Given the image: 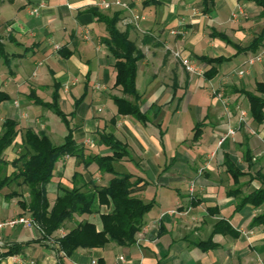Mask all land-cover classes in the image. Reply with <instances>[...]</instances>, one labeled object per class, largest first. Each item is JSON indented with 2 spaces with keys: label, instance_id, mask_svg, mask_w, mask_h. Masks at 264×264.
Listing matches in <instances>:
<instances>
[{
  "label": "crops",
  "instance_id": "crops-1",
  "mask_svg": "<svg viewBox=\"0 0 264 264\" xmlns=\"http://www.w3.org/2000/svg\"><path fill=\"white\" fill-rule=\"evenodd\" d=\"M99 1L6 0L0 6V11L7 12L6 18L0 17V36L8 60L6 64L0 61L4 69L0 91L10 98L0 104V126L11 119L21 129L46 134L51 142L61 140L60 145L65 127L57 134L50 126L53 113L34 104L36 98L50 103L59 85L60 109L73 107L65 114L76 144L87 154L106 155L109 152L97 133L112 134L128 150L126 158L114 163L116 172L140 179L134 194L144 202L153 201V206L129 246L110 243L77 249L70 255L58 250L57 240L82 221L102 230L100 215L110 207L97 200L91 215L73 217L47 238L36 228L1 230L0 253L11 245L18 252L0 264H264V227L253 221L264 212V204L240 206V198L228 194L235 185L224 175L223 164L228 155L247 173L238 182L241 194L260 187L259 181L249 179L257 172L264 177V123L252 121L242 92L262 97L256 84L264 86V61L248 66L246 60L253 54L239 53L236 47H247L264 28L261 9L249 0H122L129 10L105 11L97 6ZM33 9H38L37 15H30ZM93 10L107 16L119 12L117 30L127 33L142 55L135 84L140 110L148 119L144 124L117 115L111 98L122 95L114 88V59L101 44L106 30ZM133 15L142 17L136 26ZM213 32L224 35L231 45ZM263 50L264 42L256 53ZM175 54L190 59L203 73L210 66L199 57L227 61L217 66L214 78L206 80L186 72ZM80 88L86 97L75 109L74 101L81 97L75 93ZM240 111L247 114L241 126ZM202 121L194 139L193 128ZM228 129H235L234 136L219 145ZM188 131L193 135L190 138ZM20 144L18 136L4 152L5 161L17 157ZM117 164L127 172L119 171ZM12 171L9 165L6 173ZM74 174L80 179H73ZM111 179L95 164L83 167L65 157L56 164L46 186L48 200L54 202L61 188L71 189L73 184L104 187ZM11 191L0 192V220L28 217L19 206L29 200L27 192L9 198Z\"/></svg>",
  "mask_w": 264,
  "mask_h": 264
},
{
  "label": "trees",
  "instance_id": "trees-1",
  "mask_svg": "<svg viewBox=\"0 0 264 264\" xmlns=\"http://www.w3.org/2000/svg\"><path fill=\"white\" fill-rule=\"evenodd\" d=\"M254 2L260 9V18L264 19V0H249ZM97 21L105 26L106 35L102 37L101 44L114 59L115 81L114 88L118 89L122 97L111 98L116 107L118 116H130L140 123L147 122V116L140 110V95L136 89L137 62L142 58L134 42L129 39L127 33H120L116 24L119 21L120 13L115 12L110 16L97 13L93 10ZM213 36L221 39L226 44L231 42L222 34L212 33ZM3 38L0 36V61L6 64L7 55ZM264 28L258 36L245 48H238L239 53L251 52L255 54L263 46ZM197 60L210 66L203 73L206 80H211L217 74V66L227 59L199 57ZM8 66V63H7ZM59 85H55L51 93V102L44 103L40 99H34V104L45 107L59 118L66 129V136L60 145H54L49 137L33 129H21L17 121L5 119L0 126V192L3 189L12 190L9 198L18 197L21 192H27L29 200L21 201L20 208L27 212L35 225L42 233L43 238L52 236L54 232L61 229L64 224L75 216H88L93 213V205L97 200L100 205L109 206L107 213L100 215L102 230L96 231L95 225L82 221L68 233L59 238L58 250L65 255H70L77 249L103 248L107 244L114 243L118 246H129L134 244L136 234L144 225L143 218L153 206V201L144 202L134 194V189L140 183V179L134 178L131 174L118 173L114 163L127 157L128 150L124 144L118 141L112 134L105 131L97 133L98 141L106 147L108 154L92 155L87 154L85 148L76 144L73 139V128L66 114L58 105ZM256 92L261 96L243 91L249 103L250 117L257 124L264 123V86L256 84ZM125 97H130L128 100ZM85 98L81 96L74 101L75 109ZM9 96L0 91V104L9 101ZM72 113L71 115H73ZM203 122L197 123L193 128V138H198ZM21 136L20 151L17 157L11 162L4 159V152L14 144L16 138ZM226 156V155H225ZM65 157L74 158L83 167L95 164L102 174L112 175V179L104 187H94L87 184L77 186L73 184L71 189L61 188V194L49 202L46 186L54 177V170L57 163ZM251 161V157L248 159ZM227 174L231 177L234 188L228 191L229 195L240 198V206L250 205L259 208L264 204V177L259 173L250 176L249 181H259L260 187L252 190L249 194H241V187L238 185L240 178L246 176L227 155L224 160ZM13 168L10 174L6 170L8 166ZM73 179H80V175L74 174ZM14 189V190H13ZM256 225L264 227V212L254 220ZM16 245L6 248L0 253V263L3 259L17 254Z\"/></svg>",
  "mask_w": 264,
  "mask_h": 264
},
{
  "label": "built area",
  "instance_id": "built-area-1",
  "mask_svg": "<svg viewBox=\"0 0 264 264\" xmlns=\"http://www.w3.org/2000/svg\"><path fill=\"white\" fill-rule=\"evenodd\" d=\"M97 6L100 9L105 10V11L111 10L113 8H118L121 10H129L130 9L129 5L122 0H100L97 3ZM37 13H38V9H33V10H31L30 15L34 16V15H37ZM139 20H142L141 16L133 15L132 22L135 26ZM172 34H175V33L172 32ZM175 57L180 60V63L186 72H188L189 74L197 75V76H203V71L200 68H198L195 65V63L192 62L190 59L180 57V55H178V54H175ZM263 61H264V50L249 56L247 58L245 64L250 66V65H253L255 63H261ZM239 75L242 76L243 72L240 71ZM246 117H247V114L244 111L239 112L238 123L240 126L245 123ZM234 134H235V129H228L225 137L222 138L218 144L221 145L225 141L226 138L233 137ZM17 226H23V227L28 228V229H32V228L37 227L35 225L34 221L30 217H25V216H19V217H15V218H7V219L0 220V231L5 230V229H13ZM118 260L123 261V258L119 257Z\"/></svg>",
  "mask_w": 264,
  "mask_h": 264
},
{
  "label": "rangeland",
  "instance_id": "rangeland-1",
  "mask_svg": "<svg viewBox=\"0 0 264 264\" xmlns=\"http://www.w3.org/2000/svg\"><path fill=\"white\" fill-rule=\"evenodd\" d=\"M4 2H6V0H0V6H1ZM6 14H7V12L3 11V9L0 11V17L2 16V17L4 18V15H5V18H6V17H7ZM138 36H139V35H138ZM31 70H32V68L30 69V71H31ZM3 71H4V69L1 68V69H0V73L3 72ZM32 71L35 72V69H33ZM80 89H81V88H80ZM88 92H89V96H88V99H87V100L90 101V99H91V91L89 90ZM88 92H87V94H88ZM75 94H76L75 96H77V97H79V96H84V95H85V97H86V92H84L82 89L79 90L78 92L76 91ZM84 99H85V98H84ZM72 109H73V107L63 106V108H62V112H64V114H65V113L71 111ZM39 110H41V109L39 108ZM95 110H96V109H95ZM1 116H2V111H1V109H0V117H1ZM60 125H61V126H60ZM50 126H51L52 129H54L55 131H57V134H58V131H61V127H63V129H64V125L62 124V122L59 120V118H57L56 116H53V114H52V118L50 119ZM203 128H204V127H203ZM187 134H189V137H188V138H190V137L193 136L192 134L190 135V131H188ZM191 139H192V138H191ZM52 142H53V144L57 145V144H59V143L61 142V140L56 141V140L54 139ZM116 168H118L119 171H125V172H127L126 167H124V166L121 165V164H117V165H116ZM162 168H163V165H162ZM6 171H7V170H6ZM224 175H227V176H228V174H227L226 171L224 172ZM229 177H230V176H229ZM223 180H224V179H223ZM233 186H234V184H233ZM28 217H30V216H28ZM36 229H38V228L36 227Z\"/></svg>",
  "mask_w": 264,
  "mask_h": 264
}]
</instances>
